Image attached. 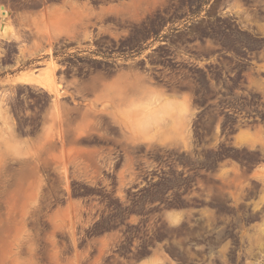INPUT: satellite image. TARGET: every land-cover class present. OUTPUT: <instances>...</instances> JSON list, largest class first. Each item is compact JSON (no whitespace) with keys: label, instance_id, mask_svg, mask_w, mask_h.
Masks as SVG:
<instances>
[{"label":"flooded vegetation","instance_id":"af4514ba","mask_svg":"<svg viewBox=\"0 0 264 264\" xmlns=\"http://www.w3.org/2000/svg\"><path fill=\"white\" fill-rule=\"evenodd\" d=\"M105 2L0 0V204L20 188L23 163H49L39 187L43 197L35 209L42 219L36 225L48 224L42 222L47 211L66 206L84 212L85 220L94 218L80 223L88 228L85 234L66 236L69 249L97 248L102 236L91 228L103 215L90 212L115 206L119 234L110 237L114 244L107 264H138L155 253L178 264H264V253L258 248L250 253L248 245L258 236L264 214V178L255 175L264 169V151L255 148L251 154L246 141L237 144L234 138L240 130L264 129V91L247 90L248 60L235 68L232 59L208 60V69L202 68L205 61H195L198 137L192 154L180 156L178 199L192 204L186 209L225 210L226 219L195 221L193 233L175 237L176 245L168 244L174 240L168 236L140 233L148 214L138 215L145 222L130 221L132 211L148 201V145L121 138L112 115L118 94L106 91V84L148 82V72H157L148 67L157 65L148 61V19L137 26L132 13L101 9ZM208 75L219 90L203 89ZM233 82L245 89H233ZM206 129L210 138H201ZM161 153L168 163L167 148ZM138 162L143 170H137ZM221 169L242 180L243 187L199 186ZM141 178L145 181L138 186ZM164 196L170 199L168 191ZM234 211L241 212L239 217Z\"/></svg>","mask_w":264,"mask_h":264},{"label":"rangeland","instance_id":"374dc122","mask_svg":"<svg viewBox=\"0 0 264 264\" xmlns=\"http://www.w3.org/2000/svg\"><path fill=\"white\" fill-rule=\"evenodd\" d=\"M103 1H106L105 6L101 7L103 10L134 14L137 26H142L148 19V61L157 65L148 67V70L157 72H148V82L106 84V91L118 94L112 115L119 122L121 138L126 142L136 140L138 145H148V201L142 202L141 209L132 211L134 214L130 221L145 222L138 215L148 214V225L143 224L140 233L168 236L174 239L168 244L176 245L175 237L193 233L195 221L217 222L226 219L225 210L186 209L192 204L182 202L177 197L181 190L180 156L185 152L192 154V143L198 137L194 128V95L198 88L193 64L196 60L205 61L201 63L202 68L208 69V60L232 59L237 62L232 66L235 68L241 60H248L247 90L264 91V0ZM114 1H118V4H113ZM76 9L78 7L74 4ZM209 78V75L202 78L203 89L219 90ZM219 79L217 76L218 84L221 83ZM232 85L238 91L245 89L235 85V82ZM210 132L206 129L200 137L210 138ZM215 134L219 140L218 132ZM234 138L237 144L246 141L251 154L255 153V148L264 151V129L253 132L240 130ZM164 148L168 151V163L164 162L165 153H161ZM217 154H224V149L218 150ZM143 164L138 162L137 170H143L139 168ZM89 165L92 170L96 169L95 163ZM128 165L129 162H126V170ZM23 166L25 175L20 181V188L8 196L5 205L0 204V264H107L106 254L114 244L110 237L119 234L116 212L112 210L115 206L109 203L107 206H111V209L90 212L94 216L103 215L97 221L99 225L91 228L93 234L102 236L96 243L97 248L92 251L80 247L69 249L66 247V236L85 234L88 228L80 223L94 218L85 220L84 212L66 206L47 211L46 220L42 222L48 224L36 225L42 219L40 211L35 209L43 197L39 194V187L49 163L25 162ZM255 175L264 178V169ZM235 180L229 177L226 169H221L207 180L211 184L201 181L199 186L212 189L242 188V180ZM125 181L127 179L122 181L121 186L127 185ZM144 181L145 178H141L137 185ZM167 191L168 200L164 196ZM261 199L264 200V195ZM233 213L239 217L241 212ZM254 216V213L250 214V218ZM261 217L258 236L248 242L250 253L256 248L264 253V214ZM183 229L186 231L183 232ZM172 251V248H168V252L175 255L176 252ZM218 253L223 263L224 246ZM176 261L175 258L166 255L162 258L155 253L138 264H178ZM249 264L258 263L250 261Z\"/></svg>","mask_w":264,"mask_h":264}]
</instances>
